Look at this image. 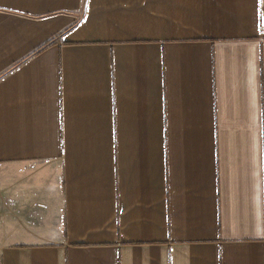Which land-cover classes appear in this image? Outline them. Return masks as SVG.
I'll use <instances>...</instances> for the list:
<instances>
[{
	"label": "crops",
	"instance_id": "1",
	"mask_svg": "<svg viewBox=\"0 0 264 264\" xmlns=\"http://www.w3.org/2000/svg\"><path fill=\"white\" fill-rule=\"evenodd\" d=\"M0 264H264V0H0Z\"/></svg>",
	"mask_w": 264,
	"mask_h": 264
},
{
	"label": "trees",
	"instance_id": "2",
	"mask_svg": "<svg viewBox=\"0 0 264 264\" xmlns=\"http://www.w3.org/2000/svg\"><path fill=\"white\" fill-rule=\"evenodd\" d=\"M49 45H50V44L46 45V47L49 46Z\"/></svg>",
	"mask_w": 264,
	"mask_h": 264
}]
</instances>
